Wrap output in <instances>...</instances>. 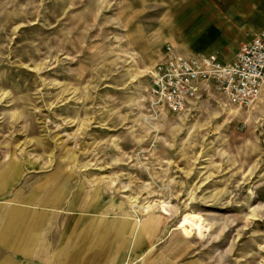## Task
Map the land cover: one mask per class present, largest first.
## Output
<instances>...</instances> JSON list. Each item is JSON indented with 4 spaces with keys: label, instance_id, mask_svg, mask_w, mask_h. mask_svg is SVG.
<instances>
[{
    "label": "rangeland",
    "instance_id": "374dc122",
    "mask_svg": "<svg viewBox=\"0 0 264 264\" xmlns=\"http://www.w3.org/2000/svg\"><path fill=\"white\" fill-rule=\"evenodd\" d=\"M242 1L0 0V264H48L3 243L14 209L61 264H264V87L149 94L169 45L235 60Z\"/></svg>",
    "mask_w": 264,
    "mask_h": 264
},
{
    "label": "built area",
    "instance_id": "2783aa9c",
    "mask_svg": "<svg viewBox=\"0 0 264 264\" xmlns=\"http://www.w3.org/2000/svg\"><path fill=\"white\" fill-rule=\"evenodd\" d=\"M151 77L153 105L175 113L184 112L210 88L239 106H250L264 87V32L253 35L228 63L216 53L185 56L167 46Z\"/></svg>",
    "mask_w": 264,
    "mask_h": 264
},
{
    "label": "crops",
    "instance_id": "0c3cea01",
    "mask_svg": "<svg viewBox=\"0 0 264 264\" xmlns=\"http://www.w3.org/2000/svg\"><path fill=\"white\" fill-rule=\"evenodd\" d=\"M241 1V0H239ZM244 4L239 5V7L243 12L242 15V25L238 26L239 31L242 32L243 34H246L245 40L242 42L237 54L235 55V59L237 58V55L241 49V47L248 43L252 36L261 32H264V0H243L242 1ZM236 9H228V11L223 15V21H220L219 23H213L210 25L213 29L210 30V33H221L225 34V32H228L230 29V25L227 26L224 22L227 17V19L230 17L235 18ZM239 10V9H237ZM233 24V23H232ZM173 47V49L182 55H185L175 49L174 46L169 45ZM213 53H218V52H213ZM212 54V53H211ZM197 55V54H196ZM185 56H193V55H185ZM163 54L160 57V60L162 59ZM234 61V60H233ZM231 62V61H230ZM32 199V198H31ZM38 200H41L38 198ZM38 200H31V202H39ZM55 201V198L50 199V203ZM45 205L50 204L49 202H44L42 201ZM33 213L27 211V210H22V209H14L12 210L9 215L6 217L5 221V228H6V235L4 238H2L3 243L7 245L9 249H13L15 252L18 254H25L32 256L36 259H40L44 263L48 264H61V256H64V253H59L58 256L55 258L54 256L50 259L47 258L45 253H47V249L43 247L42 243L41 245H35L33 244V241L35 240V236L33 233V230L38 228L39 222L35 219ZM37 218V217H36ZM118 223H116L117 225ZM14 235L15 240L14 243H12V238L10 240L7 239V235ZM71 246V245H70ZM77 246L73 248V250L76 249ZM67 253V252H65Z\"/></svg>",
    "mask_w": 264,
    "mask_h": 264
}]
</instances>
